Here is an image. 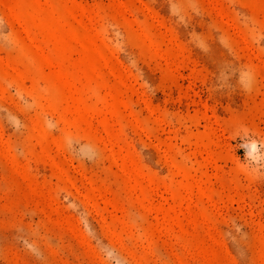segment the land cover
<instances>
[{
    "label": "rangeland",
    "instance_id": "obj_1",
    "mask_svg": "<svg viewBox=\"0 0 264 264\" xmlns=\"http://www.w3.org/2000/svg\"><path fill=\"white\" fill-rule=\"evenodd\" d=\"M0 264H264V0H0Z\"/></svg>",
    "mask_w": 264,
    "mask_h": 264
}]
</instances>
